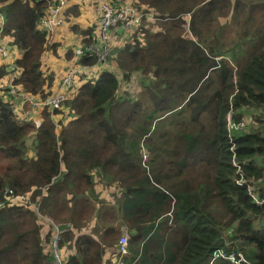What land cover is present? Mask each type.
<instances>
[{
    "label": "trees",
    "instance_id": "obj_1",
    "mask_svg": "<svg viewBox=\"0 0 264 264\" xmlns=\"http://www.w3.org/2000/svg\"><path fill=\"white\" fill-rule=\"evenodd\" d=\"M53 1L0 0L1 42L21 51L14 85L41 98L52 80L42 71L49 34L38 24ZM133 4L160 21L150 35L118 38L125 84L137 77L140 88L123 90L110 70L84 83L57 111L69 120L60 146L51 110L21 107L11 82L0 85V203L12 189L39 204L38 213L0 209V264H53L48 220L72 226L59 243L64 264H209L221 249L264 264V119L253 132L227 128L232 109L264 110V0ZM186 14L195 39L184 33ZM10 72L0 65V82ZM121 226L135 234L128 255L105 259Z\"/></svg>",
    "mask_w": 264,
    "mask_h": 264
},
{
    "label": "built area",
    "instance_id": "obj_2",
    "mask_svg": "<svg viewBox=\"0 0 264 264\" xmlns=\"http://www.w3.org/2000/svg\"><path fill=\"white\" fill-rule=\"evenodd\" d=\"M68 0H54L53 4L49 6L46 14L40 19L38 27L41 31H45L50 34L56 30L59 26L63 24V18L61 16L62 11L67 7ZM158 18L155 14L143 12L138 9L133 2H126V0H113L112 2H104L101 4V17H100V35L99 37H92L91 43L85 46H81L76 49L75 55L78 59L94 57L96 63L93 66H85L81 63L77 67L70 68L65 76L63 77L60 85L56 92H52L46 98H41L37 96L30 95L26 92H22L20 86L14 85L15 78L11 81L9 86L10 94L14 97L20 98L21 107L29 104L33 109H44L48 108L51 110L52 118L55 124V134L59 139L58 145L60 146V139L64 138L68 130V117L59 114L57 111L65 110V104L73 100L79 88L89 81H95L98 79L103 71H112L111 65L108 67L109 56L112 50V43L110 41V36L116 38L128 37L129 35L134 36L135 33L139 32L145 22H155ZM5 20L4 16L0 13V38L4 29ZM185 29H189V24L185 26ZM0 57L2 59L8 58V53L2 46L0 39ZM93 78H96L93 80ZM81 82L79 86L77 83ZM125 83V82H124ZM123 86V85H122ZM125 88H123L124 90ZM57 115H55V114ZM228 131H240L247 128L252 122L250 117H245L239 121H234L231 115H228ZM143 160H148V155L143 151ZM233 165L237 167L240 177L237 179V184L242 186L244 184L241 167L236 161L233 160ZM250 190H252L250 188ZM43 190V195H44ZM4 201L0 203V209L4 208L7 204H14V200L21 201L19 205L27 206L35 209L38 213V203L31 200L30 195L26 196L24 199H20L15 196L12 189H6L3 194ZM255 198V197H254ZM8 202L7 204H5ZM52 225L54 233L53 237L47 247V252L52 256L53 264H64V258L62 251L64 249L60 248V239L67 229H71L72 226L68 224V228H63V226L55 224L52 220H48ZM89 228H82L80 230V235H89ZM129 235H122L118 248H114V252H109L105 259L109 258L112 253H115L119 259L128 255L129 246ZM49 248V250H48ZM223 262H229L230 264H251L243 253L240 251L234 253H226L223 249L217 250L210 261L209 264H223ZM111 264H121L118 262H113Z\"/></svg>",
    "mask_w": 264,
    "mask_h": 264
},
{
    "label": "rangeland",
    "instance_id": "obj_3",
    "mask_svg": "<svg viewBox=\"0 0 264 264\" xmlns=\"http://www.w3.org/2000/svg\"><path fill=\"white\" fill-rule=\"evenodd\" d=\"M112 1L113 0H81L79 2L80 8L82 11L81 16L78 18H71L69 21L64 20L63 24L61 26H59L58 28H56V31L58 30L61 32V30H63V35H64L63 38L66 41L65 45L68 48H71L74 52H76L77 48H80L82 46V45H80V43L83 39V36L72 31L71 27L74 24L82 23V21H84V20L86 21V25L88 26V28L92 29V32L90 33V35H87V37L91 36V37H97L98 38L100 35L101 4L104 2H112ZM73 2H75V0H70V4ZM126 2L131 3V0H126ZM141 11L155 14V16L157 15V13H155L153 11H147V10H142V9H141ZM182 19L185 20V22H186L185 25H183L184 33L187 35V37L195 39L196 37L194 36V38H193V36L191 35L190 28L188 30L185 29V26L187 24L191 25V23H190L191 15L186 14V15L182 16ZM228 21H230V18H224L221 20V23L224 24ZM159 24H160L159 19L156 20L155 22H145V24L142 26L140 31L136 34L135 38L137 39L138 37H140L142 35L143 30L145 33L148 31L149 35L152 34L155 30H157V27ZM61 34H62V32H61ZM110 41H111L113 46H112V52H111V56H110V59H109L107 66L109 67L112 64V66H113L112 72L118 77L120 84L123 85V88L127 89L129 87L134 92L140 88V80L137 77H135L132 79L131 84L129 86H127V84L124 83L126 78H124L123 71H121V69H119V64H118V52H119L118 50H119V48H121V46H120L121 44L120 45L117 44L119 41H117L114 36H110ZM2 45H3L4 49L6 50V52L8 53V58L2 59L0 57V60L9 61V62H11L9 64H14V62L18 58L21 57V51L19 50V48L17 46L13 45L11 43V41L7 38L2 39ZM126 45H128V44H126ZM52 50L45 52L44 56L42 57L43 70H44L45 76L48 78H49V74H52L54 76L55 82L58 83V86H59L63 77L65 76L66 72L70 68L78 66V64H76V65H73L70 67V65L73 63L74 59L75 58L78 59V57H77V55H74L75 58H73L70 61L62 60L61 58H58V56H57V55H59V52H60L59 48L57 49V55L55 54L56 52H54L56 50L55 46H53ZM95 79L96 78H93V80H95ZM4 81L6 83L0 82V85H6L4 87L7 88V86L9 85L8 78H5ZM80 83L81 82H78L77 86H79ZM2 99L5 100L6 97L3 96ZM230 115H231L232 119H234L235 121H239L240 119L245 118V117H250L252 122L250 123L247 131H245V132H253V131L258 130L260 127V124L257 122V120L264 119V110L258 111L254 108L243 107L241 109H232V111L230 112ZM236 116L238 117L237 119H236ZM39 122H40V119H37L36 123L38 124ZM149 159H150V154L148 155V160ZM104 192L106 193L104 197L109 198V196L114 191L112 190L110 192V190H104ZM16 196L19 197L20 199H24L27 196V194H24V195L16 194ZM20 202L21 201H18L15 199L14 200V206L21 207V205H19ZM7 203L8 202H6L5 204H7ZM125 234L129 235L130 240L133 236H135V234L132 233L130 230H128L127 228H122V226H121L120 227V235L122 236ZM115 247H116V244L114 246L107 247L106 251L107 252L111 251ZM48 250H49V248H48ZM49 253H50V251H49ZM105 264H108V263H105Z\"/></svg>",
    "mask_w": 264,
    "mask_h": 264
},
{
    "label": "crops",
    "instance_id": "obj_4",
    "mask_svg": "<svg viewBox=\"0 0 264 264\" xmlns=\"http://www.w3.org/2000/svg\"><path fill=\"white\" fill-rule=\"evenodd\" d=\"M81 0H75V2L71 3L70 4V0H68V5L67 7L62 11L61 13V16L63 18V20L65 21H69L71 18H78L81 16L82 14V11H81V8H80V2ZM131 2H133V0H131ZM139 7H143V5L139 6ZM72 31H74L75 33H78L80 34L81 36H83V39L80 43V45L82 46H85L87 45L86 42L88 40L89 37H87V35L89 34V32L91 33L92 32V29L91 28H88V26L86 25V21H82V23L80 24H74L72 27H71ZM89 31L87 34H85V32ZM62 32V34H61ZM60 31H54L52 33L49 34V40H48V49L45 51H49V50H52V47L55 46L56 47V50L54 52H56L55 54L57 55V49L59 48V55L58 58H61L62 60H66V61H70L72 60L75 55L74 51L71 49V48H68L66 45H65V39L63 38V30ZM84 33V34H83ZM116 38V37H115ZM117 41H119L118 38H116ZM119 43V42H118ZM117 43V44H118ZM115 45V44H114ZM53 51V50H52ZM44 52V54H45ZM43 54V56H44ZM42 56V57H43ZM19 59V58H18ZM12 61V60H11ZM11 62L9 61H2L0 60V65H5L7 66L11 72L9 73V75L7 76L8 78V81L11 82L14 78H16V76L18 75V73L14 70V64H9ZM76 64H79V59H74L73 63L70 65L73 66V65H76ZM112 65V64H111ZM112 67V66H111ZM108 70H110V68H108ZM42 71L44 72L43 70V66H42ZM49 74V73H48ZM49 79L52 80V82L50 83V90L52 92H56L57 91V86H58V83L55 82V79H54V76L52 74H49ZM2 83H6L4 80H2ZM55 86V87H54ZM57 87V88H56ZM56 88V89H55ZM55 89V90H54ZM38 118H35V123L37 121ZM124 228V227H122Z\"/></svg>",
    "mask_w": 264,
    "mask_h": 264
}]
</instances>
